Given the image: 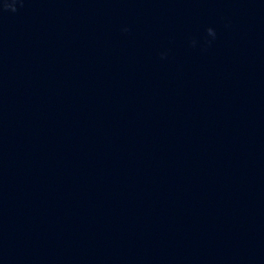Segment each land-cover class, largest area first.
Listing matches in <instances>:
<instances>
[{"label": "water", "instance_id": "water-1", "mask_svg": "<svg viewBox=\"0 0 264 264\" xmlns=\"http://www.w3.org/2000/svg\"><path fill=\"white\" fill-rule=\"evenodd\" d=\"M0 0V264H264V0Z\"/></svg>", "mask_w": 264, "mask_h": 264}, {"label": "clouds", "instance_id": "clouds-1", "mask_svg": "<svg viewBox=\"0 0 264 264\" xmlns=\"http://www.w3.org/2000/svg\"><path fill=\"white\" fill-rule=\"evenodd\" d=\"M7 8H10L13 12L17 11L15 0L12 4L6 5Z\"/></svg>", "mask_w": 264, "mask_h": 264}]
</instances>
